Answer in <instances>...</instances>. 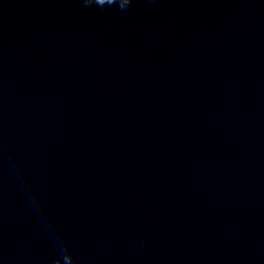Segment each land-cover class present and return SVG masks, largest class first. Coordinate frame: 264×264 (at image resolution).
I'll list each match as a JSON object with an SVG mask.
<instances>
[{
    "label": "water",
    "instance_id": "obj_1",
    "mask_svg": "<svg viewBox=\"0 0 264 264\" xmlns=\"http://www.w3.org/2000/svg\"><path fill=\"white\" fill-rule=\"evenodd\" d=\"M189 0H0V264H9L70 154Z\"/></svg>",
    "mask_w": 264,
    "mask_h": 264
},
{
    "label": "clouds",
    "instance_id": "obj_2",
    "mask_svg": "<svg viewBox=\"0 0 264 264\" xmlns=\"http://www.w3.org/2000/svg\"><path fill=\"white\" fill-rule=\"evenodd\" d=\"M81 5L85 8L96 7L103 10L105 7H115L118 11L124 12L132 4V0H79ZM73 264V254L68 245H62L60 248V257L53 260L52 264ZM77 264L81 262L77 261Z\"/></svg>",
    "mask_w": 264,
    "mask_h": 264
}]
</instances>
